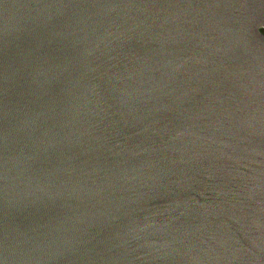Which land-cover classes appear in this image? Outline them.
Returning a JSON list of instances; mask_svg holds the SVG:
<instances>
[{"label":"water","instance_id":"1","mask_svg":"<svg viewBox=\"0 0 264 264\" xmlns=\"http://www.w3.org/2000/svg\"><path fill=\"white\" fill-rule=\"evenodd\" d=\"M264 0H0V264H264Z\"/></svg>","mask_w":264,"mask_h":264},{"label":"flooded vegetation","instance_id":"2","mask_svg":"<svg viewBox=\"0 0 264 264\" xmlns=\"http://www.w3.org/2000/svg\"><path fill=\"white\" fill-rule=\"evenodd\" d=\"M261 33H262V35H264V29L263 28L261 29Z\"/></svg>","mask_w":264,"mask_h":264}]
</instances>
